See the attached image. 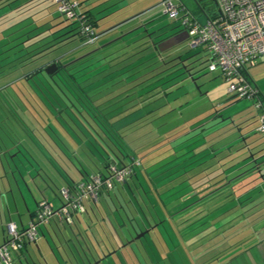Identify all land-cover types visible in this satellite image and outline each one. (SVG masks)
I'll return each mask as SVG.
<instances>
[{"label":"trees","instance_id":"obj_1","mask_svg":"<svg viewBox=\"0 0 264 264\" xmlns=\"http://www.w3.org/2000/svg\"><path fill=\"white\" fill-rule=\"evenodd\" d=\"M3 1L12 2L13 0H0V5H3L1 4ZM51 1L54 3L53 0ZM197 2L204 10V15L207 19L215 17L217 7L214 6L211 0H197ZM78 5L79 13L86 18V23L93 28L94 33L97 35L94 20L88 12L81 11L80 4ZM59 17L61 16L59 15ZM63 20L67 22V25L66 27H61L60 31L63 34L59 37L60 41L58 43L67 44L73 40H78L82 48H90L96 45L98 40L94 44H85L77 21ZM50 36L51 34L48 36L44 35L45 38ZM30 39L29 37L23 43L28 42ZM19 45L17 44L16 47ZM46 45L47 43H43L42 46H45V48L40 51L38 47H35V42H32L30 46L35 48H32L31 51H28V46H25L21 50H17L13 55H17L15 59L20 60L21 63L27 61L28 68L27 71L19 74L14 79L15 81L0 89V122L5 121V119L10 121L8 125H5L6 123L0 124L1 130H3L2 125L6 128V130H3L6 138L17 144L16 140L19 137L16 136L18 133L14 129V127H17L18 131H20L19 134L25 135L28 142L32 145H36L41 138L51 140L54 147L64 154L70 164H74L79 174L83 177V180L78 181H74L70 176L64 177L66 183L64 187L66 188L73 189L81 183H89L90 177L97 173L106 178L110 175L112 167H128L131 170L125 182L120 184L114 182V188L111 191L103 189L99 194L98 202L85 201L86 212L82 215V220L92 212L98 225V228H95L97 234L92 231L91 237L88 234L84 237L82 232L75 229L78 232L76 235L72 227L76 226L77 223L81 225L79 216L74 218L73 225L62 224L67 233H69L67 230L69 228L75 235V241L70 234H68L67 238H64L65 244L70 246L69 244L71 243L77 253L76 256L72 251V258L67 255V261L74 260L75 264H264V257H262L260 252V246H264V223H262L264 222V189H260V183H264V176H262L261 181H256L258 179L257 175H264V157H261L262 159L258 163L255 161L248 163L249 159H255L256 155L251 153L254 156L251 158V154L245 151L246 144H244L243 149L229 153L230 155L236 154L237 157H241V161L236 164H233L231 160L223 161L225 157H220V159L218 157L222 155L227 145H216L215 141L217 139L211 138L209 140L210 134L206 135L208 138L207 142L210 141V144L212 143L213 145L209 144L207 150V147L203 146L205 144L203 139L200 140L204 142L201 144L204 147V152H206L204 155H209L211 160L213 157L217 158V162L207 167L208 172L202 177L204 179L203 183H200L201 187L196 189V194H199L198 197L192 202L181 206L183 202L180 200V195L185 193L182 192L184 187L182 189L178 188L176 191H172V188L182 183L167 187L169 182L176 180L179 176L164 183L163 181L167 177L159 178L157 183L160 182L161 184L157 186L154 179L158 176L154 175L151 177V172L147 171L149 167L144 166V161L141 160L145 154L149 155L147 153L151 151L148 150L154 148L158 143L150 148L144 147V150H140V147H132L130 142L125 140L124 127L114 128L110 122L111 118L118 117L120 114L110 115L111 117L109 118V112H103L104 110H102L105 107H111L110 109L114 111L121 104H116L115 102L108 105L107 103L115 98L105 101L106 98L104 96H99L100 92L98 90L101 91L99 82L100 78H102L100 76L109 77L115 74L118 77L123 76V79L127 80L124 75L141 63L135 67L121 65L112 72V68L117 65H111L110 63L113 59L122 58L116 55L121 53L120 49L106 57H102L104 53L102 52L103 47L97 46L88 49L78 59L69 63L50 59L43 62L44 64L33 65L36 60L43 58L46 53L51 51L49 49L54 47L52 44L50 46ZM82 48L80 47L79 49ZM155 48L159 56H161L157 45ZM23 50L25 51L24 53ZM109 56H111L110 60L106 61ZM52 63H56L58 69L53 74L47 75L44 72V68ZM149 67L150 65L147 66V68ZM13 68L18 67L14 66ZM157 68L150 70H157ZM15 71L13 70V72ZM149 72L151 71H148L147 75ZM137 74L138 72H135L127 76L128 78L137 77V80L143 76H138ZM123 79H121V82H123ZM172 79L170 78L163 83H167ZM91 92H93L92 95ZM138 100L137 97L132 100H125L122 105L133 102L127 108L133 109L135 106H140V103L144 101ZM135 101L138 102L135 103ZM199 131L202 132L204 129L202 128ZM193 132L195 133L196 131L191 130L188 132V136ZM182 133L178 135H182ZM179 137L175 141H178ZM194 137L195 135L188 139ZM240 138L242 141L243 138ZM240 138H237L236 142L239 143ZM214 139L216 140L214 141ZM197 141H194V143H197ZM213 147L215 148L212 149ZM179 151L172 153V155H177ZM164 153L158 156L163 157ZM189 153H192L190 157L199 154V152H194V149L191 148L183 153L182 156H186ZM83 156L89 163L85 164L87 168L89 167V172L81 161ZM194 162L196 160H193L192 164ZM230 163L231 165L227 166ZM178 165L179 163L175 164V166ZM187 166L189 164H186L183 168ZM236 166L238 167L237 171H231ZM215 172H218V174H215ZM139 173L149 186L153 198L147 195ZM146 175H148L150 181L145 177ZM246 179L248 181L243 183ZM187 180H183V183L185 184ZM133 185L143 205L138 203V198L133 191ZM191 185L194 188L197 184L194 185L191 182ZM211 187L214 188L210 189ZM255 190L257 191L254 192ZM118 193L122 197L126 195V202L132 203L135 209V214L133 211L130 213L124 211L126 212L125 217L129 219L131 224V227H129L134 230L135 236L138 233L149 230L144 237L134 241L133 237L127 238L124 229L121 228V226L127 227L123 216L121 218L123 224L119 225V227L125 238L122 240L119 231L110 223L108 226H112L113 230H111L110 237L107 236V229L105 225L100 224L96 211L101 207L105 212V205L114 204L113 198L114 196L117 198ZM133 196L137 202L136 204L133 203L131 198ZM167 197L168 199L169 197L171 198L168 204H171L172 208H176L172 213H168L169 210H166L165 199ZM156 207H159L164 212L163 216L157 211ZM144 210H147L148 214ZM133 222H136V226ZM96 235H102L100 239L103 241L102 238L104 237L107 241V246L105 245L106 253L102 252L101 256L97 254L91 242L93 240L98 245ZM77 236H79V239H77ZM87 243H89L90 248L87 247ZM83 244L86 250L82 247ZM28 245L31 244H25L22 251Z\"/></svg>","mask_w":264,"mask_h":264},{"label":"rangeland","instance_id":"obj_2","mask_svg":"<svg viewBox=\"0 0 264 264\" xmlns=\"http://www.w3.org/2000/svg\"><path fill=\"white\" fill-rule=\"evenodd\" d=\"M24 1L28 0H17V3L15 2L11 4V6L13 5V8H15ZM155 5L157 4H147V7L141 9L140 11L127 12L123 16L121 15V17L119 18H116V14H112L111 16L113 18H110L111 16H109L106 17V19L101 20L100 27L98 29H95V31L99 36L106 30L115 29L126 20L131 21L139 15L144 16V11L148 10L149 7L151 9V7ZM186 6L185 7L188 9V11H191L195 14V17H198V21L200 23H205L206 16L203 14L205 17L204 18L200 13H197V9L192 5L191 2H189V0H186ZM104 7L107 6L105 5ZM133 7L137 9L136 4ZM157 9L158 11L154 14L155 22L157 24L160 23V25L164 27L163 30L166 33L161 36L157 31L151 30V36L147 35L148 37L145 34L141 33L142 39H140V42H136L135 44H133L134 42L132 43V38L130 40V43L129 40H126L127 49L121 50V53L118 54V57L121 56L122 58L113 59V61L110 63L111 65H117L114 66L115 68H112V72L117 70L121 65H131L132 67H135L136 65H139L140 63L141 64L124 75V77H127V80L123 79V76L118 77V75L116 76L115 74L109 77L102 76V78L104 79L99 82L101 91L98 90V92H100L99 96H104V98H106L105 101L111 98H115L111 102H108V105L115 102L116 104H121V106L117 109L115 108L114 111H112L113 109H110L111 107H105L102 110H104L103 112H109V118L111 117L110 115L120 114L118 117H114L113 119L111 118L110 122L112 123L114 128L124 127L123 131L125 129L124 134L126 135L125 140L130 142L132 147H140L141 150L144 147L150 148L158 143V145H156L154 148L148 150L151 151L150 153H147L149 155L145 154L141 160L144 161V166L149 167L147 171L151 172V177L154 175L158 176L154 179L157 186L161 184L160 182L157 183L159 178L167 177L166 180L163 181L164 183L165 181H169V179H173L179 176L176 180L169 182L168 186H166L169 187L177 183H182L181 185L172 188V191H176V189H182L184 187L182 192L185 193L180 195V200L183 202L181 203V206H183L192 202L198 197L199 194H196V189H198V187H201L200 183H203L204 180L202 179V177L206 172H208L207 167L217 162V158L213 157L211 160V157L209 155H204V153L206 152H204L203 146L207 147L208 150V146L210 144V141L207 142L208 138L206 135L210 134L209 140L211 138H216L217 140L214 139V141L216 140V145H227L224 148L225 151L223 150L224 152L222 153V155L218 157L219 159L220 157H225L223 161L231 160V158H233V154L230 155L229 153L239 149H243L244 144L249 141H256L258 147L255 148L253 152H259L258 150L264 148V137H261L260 134L255 131L257 126V112L253 106L254 102L252 100L239 99L234 94L229 93V84L220 75V73H211L208 71V65L210 64V55L205 50V48L203 46H199L193 49L189 48L188 40H182L181 34L178 33L182 30L179 22L169 19L167 16H165L161 8ZM2 11L3 10H1V12ZM44 15H46V18H44ZM154 17L150 16L149 18ZM145 18V21H147V16ZM2 19L3 18H0V73L3 72L2 75H4V78L0 79V89L11 84L13 81H15L14 79L18 77L19 74L27 71V61L20 64L21 67L13 68L14 66H16L18 61H21H12V58L1 60L5 56L14 55L17 51V48L19 47L24 48L25 46H28V51H31L32 48L38 47V49H40L41 51L45 48V46H42L43 43H47L46 46H50L53 43L54 47L49 49L51 51L46 53L43 58L36 60L33 65H40L50 59H55L56 61L60 60L63 63H69L78 59V57L82 53L84 54V52L88 51V49L101 46L100 44L103 43V38H105L103 36H99L96 45L91 46L90 48H82L78 40H73L67 44L58 43L60 41L59 37L63 34V32L60 31L61 27H66L67 22L59 17L56 11V5L52 1L48 0H29V3L23 5V8L21 10H14L11 16H7V18H4L5 22L2 21ZM140 20L143 19H139V22ZM152 23L153 22H151V24L149 25L150 27ZM52 24L53 29L55 31L59 30L60 32L57 31L53 36L45 38L44 35L40 32L49 29ZM142 29L143 31H146V28ZM19 35H23L22 38L19 40H15L20 37ZM145 36L146 40L147 38H151V41L149 40V42L147 41V43L144 42L143 37ZM29 37L31 39L26 42L25 45H19L18 47H16L17 42L27 40ZM110 37L114 38L116 36L112 34L110 35ZM127 38L128 36L126 37V39ZM164 38H167L166 41L169 40V45H171V48L169 50H164L163 52H161V56H159L158 52L155 50L154 45L157 41ZM106 39L108 38H105V42ZM32 42H35V47L30 46ZM160 43L161 42H159L158 44ZM174 43H176V45L172 46ZM116 44L114 46L110 44L107 47H115ZM148 46H151V48L149 50L146 49L145 51H143ZM80 47L82 49H79ZM134 47L137 48L132 49ZM160 49L163 50L165 48L162 46L160 47ZM24 52L25 51L23 50V53ZM146 59H148V61L145 62ZM164 61L167 63H165ZM149 65L150 67L147 68V66ZM155 67H158L157 70H150ZM13 70L16 71L13 72ZM148 71L151 72H149V74L147 75ZM135 72H138V76H143L134 82H129L132 78H128L127 75ZM157 72L159 73L155 76ZM247 74L250 78L248 79L249 82L258 90L260 89L262 93H264V62H259L254 67L248 68ZM170 78L173 79L169 80V82L167 83H163L165 81H168V79ZM121 79H123V82H121ZM146 79H148V81H146ZM92 94L93 92H91V95ZM4 95H6V93H4ZM135 97H137L139 100H144L140 103V106H135L133 109H127L131 104H133V102L122 105L125 100H132ZM138 101H135V103H137ZM238 118L246 120V123L243 125L244 128L242 129V131L245 132L248 129L250 130V132L246 134V136L251 134L250 136L246 137L245 140H247V142L243 141V139L241 141L240 137V142H236L238 136L236 132V125H238L241 120ZM1 123H6L5 125H8L10 121L5 119V121L0 122V124ZM202 128L204 129V131L200 132L199 130ZM191 130H194L196 132H193L190 136H188V132H190ZM179 133H182V135H178ZM193 135H195L194 138L188 139ZM177 137H179L180 140L178 139L176 147L171 148V153L177 152L180 149L181 150L177 153V155H172L171 157H167L166 159L165 151L169 150L170 147H172V144L177 139ZM202 139L205 142L203 146L201 144H203L204 142L200 141ZM194 141H197V143H194ZM210 145L213 144L211 143ZM191 148L194 149V152H199V154L190 157L193 153L192 152L189 153L186 157L179 156L180 154L187 152ZM214 148L215 147H213L212 149ZM23 149L24 151L27 150L26 147H23ZM163 153V157L158 156L159 154ZM251 156L252 154L250 155V157ZM26 158H28L30 161H26L25 163L24 161L26 159L20 158L23 161L21 162L20 160H17V158H15L17 160L16 164L18 165L19 170L20 172H22V174L24 172V165L28 166L27 168L30 170L32 166L35 167L36 171H39L38 169H41V161L34 154L31 153V155L26 156ZM198 158L199 160H197ZM193 160H196V162L192 164ZM28 163H31L32 165H28ZM176 163H179V165L175 166ZM186 164H189V166L183 168ZM230 165L231 163L227 164V166ZM54 172L57 178L56 180L60 181L61 183L62 178L58 177L56 170H54ZM15 174L17 175L18 179L22 181L20 173L18 171H15ZM215 174H218V172H215ZM34 175L36 174L34 173ZM139 176L147 192V195L150 198H153L146 181L140 173ZM257 176L258 179L256 181H261V178L264 175L259 174ZM145 177L148 179V175H146ZM6 178L12 179V176H6L3 173V177L1 178V180L5 181L7 180ZM36 179L39 181L38 176L36 177ZM185 179L188 180L184 184L183 180ZM248 179L244 180L243 183L247 182ZM148 181L150 180L148 179ZM191 182L194 183V185L197 184V188L196 186H194L193 188ZM4 184L5 183H3V185ZM60 185L58 184L57 187L55 186L54 190L57 194L56 197V194L54 195L53 192H48L45 195L46 198H49L53 202V206L55 208H58L59 205L58 195H60ZM24 186L26 188V197L28 198L30 206L35 207V202L36 200L41 198V194L36 189H33V187H31L30 192L28 187L26 185ZM213 188L214 187H211L210 189ZM133 191L135 196L138 198L139 196L137 195L134 185ZM256 191L257 190H255L254 192ZM7 194L10 198V202L12 203V195L10 193ZM117 196L119 200L114 196V204L110 203L109 206L105 205L106 203L104 204L106 208L105 212L101 207H99V210L96 211L99 222L103 226L105 225L107 229L106 234L109 237L111 235V230H113L112 226H108V224L110 223L113 224L115 229L119 231L122 240L125 237L121 232V228L124 229V233L127 238H135V232L132 228H130V221L127 217H125L126 212L130 213L131 211H133V213L135 214V209L132 203L126 202V195H123L122 197L118 193ZM131 198L133 200V203L136 204L137 202L134 200V196ZM169 200H171L170 197L169 199L168 197L165 199L167 205L166 210H169L168 213H172V211L176 208L174 209L171 207V204H168L170 203L168 202ZM138 203H141L143 205L139 198ZM159 207H156V209L160 212L161 216H163L164 212H162ZM144 211L146 214H148V212H146L147 210ZM122 216L123 218H125L124 220L127 227L121 226L120 228L119 225L123 224L121 220ZM56 221L57 224L60 225L59 231L62 232L63 236L60 234V232L57 231V227L56 225H54V222H51L53 228L56 231V236L54 235L53 240L51 241L48 237H46L47 235L44 238L38 237V247L35 246L38 257V260L35 259L36 264H75L74 260L67 261V255L72 258V251L76 256L77 253L71 243L69 244L70 246H68L64 241V238H67L68 234L71 235L73 240L75 238V235L69 230V228H67V230L69 231V233H67L62 227V223H60L58 220ZM94 223L96 224L95 221ZM133 224L136 226V222H133ZM52 226H48V229H51L49 231L53 233ZM85 226L87 227V225ZM85 230L86 229H81L82 235L84 237L86 234L90 236L91 230L89 229V226L87 227L86 232ZM92 230L97 234L95 229ZM44 232L45 234L47 233V231ZM77 233L78 232H76V235ZM82 247L86 250L84 244L82 245ZM87 247L90 248L89 243H87Z\"/></svg>","mask_w":264,"mask_h":264},{"label":"built area","instance_id":"obj_3","mask_svg":"<svg viewBox=\"0 0 264 264\" xmlns=\"http://www.w3.org/2000/svg\"><path fill=\"white\" fill-rule=\"evenodd\" d=\"M57 13L65 20L79 23L85 44H94L98 36L78 11V0H53ZM214 18L200 23L180 0H161L157 7L169 19L178 21L188 37V47L203 46L210 55L208 71L219 72L229 84L228 92L239 99L252 100L257 112L255 131L264 136V99L247 75L248 68L264 62V0H216ZM131 173L128 167H112L106 178L101 174L90 177L89 183L60 190L62 205L55 208L43 200L38 204L34 219L27 229L19 231L13 223L7 225L9 241L0 245V264H11V252H20L25 244L38 239L41 226L53 219L72 225L74 218L85 214V201L98 202L103 189L113 190L114 182L123 183Z\"/></svg>","mask_w":264,"mask_h":264},{"label":"crops","instance_id":"obj_4","mask_svg":"<svg viewBox=\"0 0 264 264\" xmlns=\"http://www.w3.org/2000/svg\"><path fill=\"white\" fill-rule=\"evenodd\" d=\"M16 1L17 0H14L12 2L3 1V3H1V4H3L2 6H0V18H3L2 21H4V18H7V16H11L12 12L14 10H17V9L21 10L23 8V5L29 3V0L24 1L23 3L19 4L17 7L13 8V5L11 6V4L15 3ZM48 1H51V0H48ZM160 1L161 0H80L78 2L80 4L81 11L88 12L90 17L94 20L96 29H98L100 27V25H101L100 21L101 20L106 19V17H109L112 14H116V16H117L116 18H119V17H121V15L123 16L127 12H131V11H137L138 12L141 9L146 8L147 4H150V3L157 4V5L153 6L154 8L151 7V9H150V7H149L148 10L144 11V13H143L144 16L139 15L138 17H135L131 21L126 20L121 25L117 26L115 29L106 30V31H104V33L99 35L100 37L103 36L105 38H108V39H106V42H105V38H103L104 39L103 43L100 44L101 46H98L101 48L103 47L102 52H104V53L102 54V57H106L107 55H109L112 52H115V51L117 52L119 49H120V51L127 49L126 40H129V43H130V40L132 38V43L134 42L133 44H135L136 42H140L141 41L140 39H142L141 33L145 34L146 36L147 35L151 36V34H150V33H152L151 30L157 31L158 34L161 36L166 33L163 30L164 27H162V25H160V23L157 24L155 22V17H154V14L158 11L157 8H159L156 6H158ZM180 1L186 6V0H180ZM189 2H191L192 5L197 9L196 12L200 13L201 16L204 17L203 13L197 8L195 1L189 0ZM135 4L137 5V9H135L133 7V6H135ZM105 5L107 7H104ZM110 8H112V9H110ZM1 10H3V11L1 12ZM15 12H17V11H15ZM191 14L194 16V18H196L198 20V17H195L194 13L191 12ZM44 16H45L44 18H46V15H44ZM146 16H147V21H145ZM150 16L154 17V18H149ZM110 18H113V17L111 16ZM135 19H137V20H135ZM139 19H143V20H140V22H139ZM205 19L207 21V18H205ZM47 20H48V18H47ZM151 22H153V23L150 27L149 25L151 24ZM142 28H146L145 29L146 31H143ZM57 31H59V30L55 31L53 29V24H52L50 26V28L47 29V31H45V32L41 31L40 33H42L43 35H47V36L51 34V36H53L55 34V32H57ZM178 33L181 34L182 40H188L186 32L181 30ZM112 34H114L116 37L111 38L110 35H112ZM23 35H19L20 37L15 39V40L21 39ZM127 36H128V38L126 39ZM133 36L136 38H134ZM146 36L144 37V42L147 43V41L148 42H149V40L151 41V38H147V40H146L145 39ZM154 40H155V38H154ZM166 40H167V38H164V39H161L155 43L158 46L160 53L163 52L164 50H169L171 48V45H169V40L168 41H166ZM25 41L26 40L19 41V42H17V44L25 45V43H23ZM159 42H161V43L158 44ZM110 44H112L113 46L116 44V46L115 47H107ZM52 45H54V44L52 43ZM156 45H154V47ZM174 45H176V43H174L172 46H174ZM162 46L165 49L161 50L160 47H162ZM135 48H137V47H134L132 49H135ZM138 48H139V46H138ZM150 48H151V46H148L147 48L144 49V51L146 49L149 50ZM21 49H22V47L17 48V50H21ZM116 55H118V54H116ZM111 56L107 57L106 61H109ZM7 58H12V61H13V60H16L15 58H17V56H13V55L12 56H5L1 60L7 59ZM148 59H150V58H148ZM148 59H146L145 62ZM22 61H24V59H22ZM19 63L22 64L21 62H19ZM19 63L17 62V64H16L17 67H20ZM42 64H44V63H42ZM2 73L3 72H1L0 75H2ZM102 76H100V77H102ZM1 78H4V75L0 76V79ZM100 79H101L100 80V82H101L103 80V78H100ZM248 79H250V78L248 77ZM133 80L136 81L137 77H132V79L130 81H133ZM260 92H261V90H260ZM261 96H262V99H264V93L261 92ZM253 117H254V115H253ZM238 119H241V118H238ZM245 123H246V120L241 119L240 123L238 125H236V130H237L236 132L238 134V136H237L238 139H239V137H242L243 141L247 142V140H245V139H246V137L250 136L251 134L246 136V134H248L250 132L249 129L246 130L245 132L242 131V129L244 128L243 125ZM14 129H16V132L18 133V135H16V134L15 135L17 137H19V139L16 140L17 144H14L12 141H10L8 138H6L5 133H4L5 131H3V130H6V128L4 126H3V130L0 129V245H3L9 241V236H8V232H7V225L9 223H13L19 231L27 229L30 222L34 219V214L38 208V204L41 201L47 200V201L51 202L52 205H54L53 202L49 198H46L45 195L48 192H53L55 195L56 193H55L54 189H55V186L56 187L58 186V184L59 185L61 184L60 188L64 187L66 185L64 177L70 176L74 181L83 180V177L79 174V172H78L77 168L74 166V164L73 165L70 164V162L65 158L64 154H62L58 148L54 147V144L52 143L51 140H49V139L45 140L44 138H41V140L38 143H36V145H32L28 142V139L26 138L25 135H23L22 133L19 134L20 131H18L17 127H14ZM176 143H178V142L174 141V143L172 144V147H170L169 150L165 151L166 157H171V155H172L171 148L176 147ZM50 145H51V147H50ZM23 147H26L27 150L24 151ZM38 147H40V149H38ZM257 147H258V145H257L256 141H249L246 143V145H245L246 150L245 151H248V154L253 153L256 155L255 159L253 158L254 156H251V158H253L254 160L249 159L248 163L254 162V161L258 163L262 159L261 157H264V148H261L260 150H258L259 152H257V151L253 152V150ZM31 153L34 154L41 161V163H40L41 169H38L39 171H36L35 167L32 166V168L30 170L27 168L28 166L24 165L23 166L24 172L22 174V172H20L19 167L16 164V162H17V160H20L21 162H23L21 159H26L24 161L25 163H26V161L29 162L30 160L28 158H26V156L31 155ZM47 154H49L50 156ZM248 154H247V156H248ZM182 155H183V153L180 154V156H182ZM15 158H17V160ZM241 160H242L241 157H237L236 154H233V158H231V162H233V164H236ZM81 161L84 164V166H85V164H89V163H87V159L84 156H83V158H81ZM28 165H32V164L28 163ZM237 166L234 167L233 169H231V171L236 172L238 169ZM88 168L86 167V170L89 172L90 170ZM14 170L16 172L18 171L20 173L22 181H20L18 179ZM54 170H56L58 177L62 178L61 183H60V181L56 180L57 178L54 174L55 173ZM91 171H92V168H91ZM3 173L6 176H12V179L6 178L7 180H5V181L1 180V178L3 177ZM34 173L36 175H34ZM37 176L39 177V181L36 179ZM3 183H5V184L3 185ZM24 185H26L28 187L30 192H31V187H33V189H36L41 194V198L36 200V202H35V207L30 206L28 198L26 197L27 192H26V188ZM260 185H261L260 189H264V183H260ZM7 193H10L12 195V203L10 202V198H9ZM56 196H57V194L55 195V197ZM58 198H59L58 208H60L62 205L60 195H58ZM80 219H81V225L77 223L76 226L72 227L74 232H75V229H78L79 232H81V229L87 230L88 226H89V229L91 230V232L93 231L92 229L98 228L97 221L93 217L92 212H90L89 215L84 218V220H82V216H79V220ZM94 221L96 222V224L94 223ZM51 222H54V225H56V227H57V231L60 232V234L62 235V232L59 231L60 225L57 224V221L55 219H53L49 222V224L41 226V229L39 230V233H38L39 238L40 237L44 238L47 235L46 237H48L50 241L53 240V236L54 235L56 236V233H55L56 231L53 228ZM85 225H87V227ZM48 226H50V227L52 226V228H53L52 231L54 234L51 231H49L51 229H48ZM63 226L64 225H62V227ZM43 230L47 231V233L45 234V232ZM86 230H85V232H86ZM100 236H102V235H100ZM100 236L96 235V238L98 239L97 240L98 245L95 241L94 242H93V240L91 241L94 248H95V251H97V254L99 256L102 255V252L104 254L106 253L105 245L107 246L106 239H104V237H103L102 238L103 241H102L100 239ZM77 237L76 238L79 239V236H77ZM38 239L35 243L26 246V248L21 252H11L10 253V255L12 257V263L11 264H36L35 259L38 260V257H37V251H36L35 246L38 247ZM92 252H94V251L92 250ZM260 252H261L262 257H264V246H260Z\"/></svg>","mask_w":264,"mask_h":264},{"label":"water","instance_id":"obj_5","mask_svg":"<svg viewBox=\"0 0 264 264\" xmlns=\"http://www.w3.org/2000/svg\"><path fill=\"white\" fill-rule=\"evenodd\" d=\"M195 3H196V6L197 8L204 14V10L202 9L201 5L197 2V0H194ZM211 2L214 4V6L217 7V3H216V0H211ZM58 67H57V64L56 63H52L50 64L49 66H47L46 68H44V72L47 74V75H51L53 74L55 71H57ZM149 232V230H145L144 232H141V233H138L135 238L133 239L134 240H138L142 237L145 236V234H147ZM97 264V263H95Z\"/></svg>","mask_w":264,"mask_h":264},{"label":"flooded vegetation","instance_id":"obj_6","mask_svg":"<svg viewBox=\"0 0 264 264\" xmlns=\"http://www.w3.org/2000/svg\"><path fill=\"white\" fill-rule=\"evenodd\" d=\"M183 30V29H182ZM185 32V31H184Z\"/></svg>","mask_w":264,"mask_h":264}]
</instances>
